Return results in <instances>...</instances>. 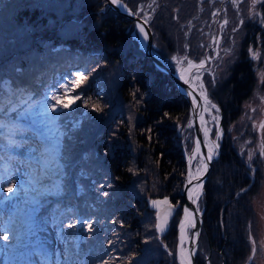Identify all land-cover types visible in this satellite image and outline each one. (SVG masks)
<instances>
[{
    "label": "trees",
    "instance_id": "trees-1",
    "mask_svg": "<svg viewBox=\"0 0 264 264\" xmlns=\"http://www.w3.org/2000/svg\"><path fill=\"white\" fill-rule=\"evenodd\" d=\"M104 1L0 0V169L13 120H26V107L46 101L64 173L55 186L58 197L44 211L60 221L69 264H178L180 193L193 138L189 105L143 52L133 20ZM125 3L141 16L147 13L153 50L172 70L174 55L197 61L210 53L218 0ZM257 17L264 24V2ZM259 20H245L249 30L240 49H231L233 58L209 92L220 109L222 135L198 200L203 220L196 264H255L247 258L248 237L255 229L251 200L262 166L243 103L256 79V60L248 50L258 46L264 56ZM78 72L88 77L79 87L73 83ZM70 94L77 96L71 109L53 113V98L63 102ZM164 195L178 207L157 232L148 202Z\"/></svg>",
    "mask_w": 264,
    "mask_h": 264
},
{
    "label": "rangeland",
    "instance_id": "rangeland-1",
    "mask_svg": "<svg viewBox=\"0 0 264 264\" xmlns=\"http://www.w3.org/2000/svg\"><path fill=\"white\" fill-rule=\"evenodd\" d=\"M218 1L219 4L212 10L213 32L208 41L211 43L210 53L201 58L211 57L205 65L208 71L198 74L197 69L191 67L187 76L188 81L194 84L199 91L205 93L206 90L209 112H205V122L210 130L209 136L211 138H216V123L211 120V116L215 115V110L211 109V104L216 105V102L209 96L210 90L214 88L210 83L212 73L214 72L215 78H217L224 71L226 63L230 62L234 56L231 49L233 47L237 51L240 49V41L249 30L245 27V20L249 19L251 22L259 20L257 13H259L264 2V0ZM241 20H243V24H240ZM225 21H227L226 24ZM222 25L223 29L221 30ZM237 25H239L238 30L233 32L232 29ZM213 37L217 38L218 43H213ZM256 47V49L249 48L248 50L250 56L256 60V79L252 85L250 98L243 103V117L252 128L253 148L260 155L261 150L264 149V129L260 127L261 122L264 121V56L260 55L259 48ZM199 60H193L194 64H198ZM173 63L174 70L177 71L183 70L188 65L183 57H178V60L173 61ZM218 65L220 66L219 70ZM45 102L35 104L33 107H26L27 119L24 121L13 120L15 127H10L7 130L9 137L5 140L7 144L6 158L2 161V168L0 169V229L6 228L8 231L7 233H0V235L8 234L11 239L9 241L0 239V264H7L10 256L18 249L23 251V255L19 257L20 253L16 254L13 257L14 264L28 263L33 251L38 250L44 251L42 252L44 258L38 255L34 256L37 262L42 261L44 264H69L71 262V258L64 254V240L58 227L60 221L57 218L49 219L44 211L50 201L52 202L58 197L55 186L59 174L64 173V166L61 160L56 157L58 142L52 135V129L56 127L53 125L54 115ZM75 102H77V96L70 94L62 103L73 104ZM84 109L81 110L82 114L85 113ZM218 124L222 133L220 115ZM193 142L194 131L192 144L186 150L185 168L186 158L193 147ZM218 143L219 141H217ZM260 157L262 160H259V165L262 167L258 182L259 189L251 200L255 215V229H251L257 248L252 258L255 264H264V156L260 155ZM200 160V156L194 158L191 171L197 168ZM13 185L15 186L14 191L9 193L7 189ZM40 208L41 210H39ZM179 219L177 225H179ZM189 232L190 229L188 228V234H190ZM76 243L74 242V244ZM251 248L252 245L247 258L253 255ZM26 251L28 252L27 257ZM177 261L179 264L178 258Z\"/></svg>",
    "mask_w": 264,
    "mask_h": 264
},
{
    "label": "snow or ice",
    "instance_id": "snow-or-ice-1",
    "mask_svg": "<svg viewBox=\"0 0 264 264\" xmlns=\"http://www.w3.org/2000/svg\"><path fill=\"white\" fill-rule=\"evenodd\" d=\"M108 3H110L111 5L117 7V8H120V9H123L127 14L129 15H136V16H139L140 15V9L137 8L135 11L133 9H130L127 5V3H125V0H108ZM173 19H177L176 17H173ZM144 22L147 23V13H145V16H144ZM227 23V21H225V24ZM240 24H243V20L240 21ZM136 27L138 28L139 30V33L143 34V38L145 40L148 39V34L145 32V28L141 25V24H137ZM239 28V25H237V27H234L232 29L233 32H236ZM223 29V25L221 26V30ZM187 35V33H186ZM213 43H218V40L216 37H213ZM189 48V45L188 44H185L184 45V49L187 50ZM251 51V49H250ZM171 59L173 61H177L178 60V57L177 56H172ZM184 60L187 61V64L190 66V67H195L197 69V73L198 74H202L203 72H206L208 71V69L205 67L206 63H207V60L208 59H211V57H208V58H205V59H200L199 60V63L198 64H194V61L193 60H189L187 59V56L183 57ZM182 80L184 79V76L181 75L180 77ZM197 78H199V75H197ZM88 77L87 76H84L82 75L81 73H76V80L73 81V83L79 87V85L87 80ZM191 79V77H190ZM187 82V81H186ZM210 83L215 86V83H216V78H215V73L213 72L212 73V79L210 81ZM189 95H191V93L189 92L188 93ZM203 95V98L206 100L207 99V96H206V90H205V93L202 94ZM132 97H133V100L135 101V103L138 105L141 101L139 99H136V93H132ZM56 102L51 104V110L53 113H58L60 112V108L62 107L64 110H70L71 107L73 106V104H69V103H62L59 99V97H54L53 98ZM194 103H195V100H194ZM210 103V102H209ZM47 108V106H46ZM211 109H214L215 110V115H212L211 116V120L216 123V131H215V135H216V140L219 141L221 139V130L219 128V124H218V120H219V112H220V109L215 105V104H211ZM94 111L96 112H101L102 109L99 107V106H94ZM204 111L207 113L209 112V109L208 108H205ZM165 116H168V113H165L164 114ZM203 122V121H202ZM205 123V127L203 129L204 131V135L205 137L207 138L208 135H209V132L210 130L207 128L206 126V122ZM260 127L262 129H264V121L261 122V125ZM148 132H151V129H148L147 130ZM149 139H151V136H149ZM196 145H197V148L199 147L200 145V141L197 140L196 142ZM205 147H207V145H205ZM218 148H219V145L216 144L215 145V148H209L208 149V154L206 156H204L203 153H200V157H201V160H200V164L197 166L196 168V174L193 175L192 174V171L191 169H189L188 173H187V184L188 185H191L190 187L189 186H186L185 187V191L187 192V195H188V199L191 201L192 204L194 205H198V198L199 196H201L203 194V184H204V180L202 179V177L205 175V173L208 171V164L212 161L213 159V154L214 152L218 151ZM197 155V152L195 149H193V152H192V157H195ZM260 155L261 156H264V149L261 150L260 152ZM192 157L189 158V164L191 165L192 163ZM252 159V153H249V160ZM131 171V170H130ZM195 182V183H194ZM14 185L13 186H10L7 191L9 193H12L14 191ZM108 187L110 188L111 185H108ZM199 190V191H198ZM245 191H248V189H241V192H245ZM104 196H108L109 193L108 192H104L103 193ZM196 197V198H194ZM151 205L154 207V208H157V206L163 204V205H166L168 207V213L167 215H171L175 210L176 208L178 207V204L177 205H172L170 204L169 202V198L167 196H165L163 198V200H159V199H153L150 201ZM183 212H184V215L185 217H193V223H191L190 227L191 228H195V216L197 215H200L201 214V210L199 209V207L197 206L196 209H194L193 212H190L189 210V207L188 206H185L184 209H183ZM156 224H155V229L156 231L158 232H163L164 231V224L167 223V221H161V216H160V212L157 208V211H156ZM72 227H75V225H71ZM249 227H251V223L249 224ZM87 228H88V231L91 233L92 231H94V225L89 221L87 222ZM7 229H0V233H7ZM185 231V221L184 219H181V221L179 222V232L181 233V251L180 252H177L175 255L176 257L178 258L179 260V264H192V261H191V257L195 255L196 251L198 250V247H197V241H198V237H199V232H194L192 234V247L189 249L188 251V256L185 257L184 255H182V242H183V237H182V234L184 233ZM0 239H2L3 241H9L11 239V236L8 235V234H2L0 235ZM251 245H252V248H251V251H252V256H249V260H252L253 256L255 255L256 251H257V248H256V242H255V239L251 233V231H249V237H248ZM114 242L109 240L108 241V244L109 245H112ZM170 255H172V253H169ZM105 264H108L107 261H105Z\"/></svg>",
    "mask_w": 264,
    "mask_h": 264
},
{
    "label": "water",
    "instance_id": "water-1",
    "mask_svg": "<svg viewBox=\"0 0 264 264\" xmlns=\"http://www.w3.org/2000/svg\"><path fill=\"white\" fill-rule=\"evenodd\" d=\"M104 5H107L109 9L113 10V11H116L117 13L123 15L124 17L128 18V19H131L133 20L134 24H135V27L136 25L139 23L141 24L144 28H145V32L148 34V39L145 40L143 38V34L139 33V30L138 28L136 27V30H137V38H138V41H139V44H140V47L142 48L143 52L150 57L151 61L153 62V64L162 72H164L166 75L169 76L170 79L173 80L177 90L184 96V98L186 99V101L188 102V105H189V113H190V121H191V125L193 127V131H194V142H193V147L196 145V142L197 140L200 141V145H199V151L200 153H203L204 156H206L208 154V146L205 147L206 145V142H205V135H204V127H205V123L204 121L202 122L200 120V114H201V96L198 92V90L195 88V86L190 82L188 81L186 78H184L183 80L180 78L181 77V74L179 73V71L177 70H172L161 58L160 56L158 55L157 52H155L153 50V43H152V32H151V29L149 27V24H148V21L147 23L144 22V16H136V15H129L127 14L123 9H120V8H117L113 5H111L110 3H108V0H105L104 1ZM131 9V8H130ZM187 81V82H186ZM191 93V95H189L188 93ZM192 100H195V103L194 101ZM209 136V135H208ZM210 137V136H209ZM216 140V138H214ZM217 144V140H216V143L215 145ZM219 145V143H218ZM192 147V149H193ZM191 149V151H192ZM191 151L189 152V154L187 155V158H186V168H185V177H184V182H183V187H182V191H181V198H182V214H181V217L179 219V221L181 220L184 212H183V209L185 206H188L189 207V210L190 212H193L194 209L197 208L198 205H194L191 203V201L188 199V195H187V192L185 191V187L186 186H190L187 184V173L189 171V169H191V165L189 164V158H190V155H191ZM219 155V148H218V151L214 152L213 154V159L212 161L208 164V171L205 173V175L202 177V179L204 180V184H205V181L207 179V176L209 174V171H210V168L212 166V163L213 161L216 159V157H218ZM192 164V163H191ZM203 184V186H204ZM203 191V189H202ZM167 196L169 198V202L170 204L174 205V203H172V201L170 200V197L168 195H164V196H161V197H157V198H154V199H159V200H163V198ZM196 198V197H194ZM153 200V199H151ZM148 202V206L153 209L155 211V219H156V211H157V208L160 212V216H161V221H167L170 216L167 215L168 213V207L166 205H159L157 206V208H154L150 201ZM201 210V214L200 215H197L195 216V228H191L190 227V236H189V239L187 241V248H188V251L189 249L192 247V234L194 232H199V235H200V231H201V224H202V220H203V208H199ZM157 220L155 221V224H156ZM192 223H193V217H192ZM166 224H164V227H165ZM177 228H178V225H177ZM198 240H199V237H198ZM197 245H198V241H197ZM180 250V244H179V238H177V244H176V251L179 252ZM195 257H196V253L194 256L191 257V261H192V264H196L195 263Z\"/></svg>",
    "mask_w": 264,
    "mask_h": 264
},
{
    "label": "bare ground",
    "instance_id": "bare-ground-1",
    "mask_svg": "<svg viewBox=\"0 0 264 264\" xmlns=\"http://www.w3.org/2000/svg\"><path fill=\"white\" fill-rule=\"evenodd\" d=\"M193 68H195V67H193ZM190 70H191V67L189 66V65H187L186 67H184L183 68V70H181V71H179V73L181 74V75H183L184 76V78H188L187 76L189 75V73H190ZM195 70V69H194ZM188 80V79H187ZM194 85V84H193ZM196 88V87H195ZM197 89V88H196ZM198 90V89H197ZM198 92H199V94H200V96H201V102H200V104H201V114H200V120L201 121H204L205 122V111H204V109L205 108H207L208 106H207V99L205 100L204 98H203V93L201 92V91H199L198 90ZM192 101H194V100H192ZM35 104V103H34ZM31 105V104H30ZM71 135V134H70ZM62 140H63V138H61ZM61 140V141H62ZM205 142H206V145L208 146V149L209 148H215V143H216V140L214 139V138H211V137H207V138H205ZM40 143V142H39ZM62 143V142H61ZM64 145V144H63ZM193 149H195L196 150V152H197V155L196 156H200L199 154H200V151H199V148H197V145H195L194 147H193ZM193 149H192V151H191V155H190V157H192V152H193ZM61 155H62V153H61ZM243 155V154H242ZM195 156V157H196ZM246 156V155H245ZM248 157H249V155H247ZM195 157H192V162H193V160H194V158ZM242 158V157H241ZM200 159H201V157H200ZM243 160V159H242ZM244 161V160H243ZM244 163V162H243ZM247 167V166H246ZM192 174L193 175H195L196 174V168H195V170H192ZM195 183V182H194ZM191 186V185H190ZM189 186V187H190ZM199 191V190H198ZM181 219H184V221H185V231H184V233L182 234V237H183V242H182V255H184L185 257H187L188 256V248H187V241H188V239H189V236H190V234H188V228L190 229V225H191V223H192V217L191 216H189V217H185V215L183 214V216H182V218ZM181 221V220H180ZM190 233V232H189ZM178 238H179V244L181 245V233L179 232V225H178ZM181 251V247H180V250H179V252ZM42 252H44L43 250H38V251H33V255L31 254V258H30V261L27 263V262H23V263H19V264H44L42 261H40V262H37V261H35V257L34 256H36V255H38V256H42V258H44V256L42 255ZM18 253H20L19 254V257H22V255H23V251L21 250V249H18V250H15L14 251V253L10 256V260H8L7 261V264H14L13 263V257L16 255V254H18ZM28 252L26 251V257L28 256V254H27ZM40 254V255H39ZM29 257H30V254H29ZM26 261V260H25Z\"/></svg>",
    "mask_w": 264,
    "mask_h": 264
},
{
    "label": "flooded vegetation",
    "instance_id": "flooded-vegetation-1",
    "mask_svg": "<svg viewBox=\"0 0 264 264\" xmlns=\"http://www.w3.org/2000/svg\"><path fill=\"white\" fill-rule=\"evenodd\" d=\"M259 26L264 27V24L259 21ZM257 41L259 42V38L257 39Z\"/></svg>",
    "mask_w": 264,
    "mask_h": 264
}]
</instances>
